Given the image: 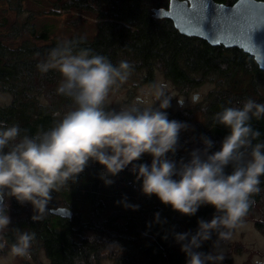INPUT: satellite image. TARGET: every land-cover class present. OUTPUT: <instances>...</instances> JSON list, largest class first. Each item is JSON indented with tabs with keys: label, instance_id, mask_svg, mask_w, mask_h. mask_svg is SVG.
<instances>
[{
	"label": "trees",
	"instance_id": "16d2710c",
	"mask_svg": "<svg viewBox=\"0 0 264 264\" xmlns=\"http://www.w3.org/2000/svg\"><path fill=\"white\" fill-rule=\"evenodd\" d=\"M60 1L56 9L99 19L94 36L61 39L32 17L0 20V92L12 97L0 101V181L12 179L21 194L37 198L34 204L16 195L24 209L0 227L6 244L27 245L36 262L21 264L212 262L220 221L240 220L264 197V69L240 47L211 45L155 17L152 8L169 0ZM127 2L140 6L138 28L107 37L104 20ZM165 26L178 34L177 46L164 48ZM154 29L142 55L120 48L119 41L144 40ZM188 42L218 51L221 66L207 73L189 68ZM110 44L116 53L108 52ZM67 55L82 58L71 63ZM157 71L187 95L215 81L198 103L205 123L191 128L188 113L177 111L163 114L149 132L144 121L125 120L99 96L110 85L153 83ZM249 154L259 161H244ZM211 171L228 188L225 196L186 180ZM6 190L2 182L4 196ZM57 206L72 214L52 213Z\"/></svg>",
	"mask_w": 264,
	"mask_h": 264
},
{
	"label": "rangeland",
	"instance_id": "374dc122",
	"mask_svg": "<svg viewBox=\"0 0 264 264\" xmlns=\"http://www.w3.org/2000/svg\"><path fill=\"white\" fill-rule=\"evenodd\" d=\"M21 1L0 0V20L3 16H8L11 21L17 17L20 20L32 17L36 25L40 27L48 25L51 34L61 39L79 33L92 37L98 29L99 19L92 12L56 9L54 7L56 3L62 4L60 0H24L22 5ZM15 7H19L20 10L18 11ZM139 9L140 6L127 2L112 10L104 20L106 36L137 29L141 21ZM163 31L164 48L179 44V36L171 26H165ZM155 37L154 29L144 40H122L118 43L120 48L135 56H140L143 50L155 40ZM117 48L115 44L107 47L109 53H116ZM186 51V64L193 70L207 73L221 66V54L208 46L193 45L188 42ZM151 56L162 60L167 59L165 52H154ZM81 58V56H66L71 63L78 62ZM211 79L208 78L209 81L191 89L187 95L182 93L162 72L157 71L153 83H140L135 86L133 84L110 85L100 91L99 96L108 103L110 111L119 113L125 120L138 118L144 121L146 130L149 132L156 130L163 114L177 111H182L185 115L188 113L186 118L190 127L193 128L197 122H206V116L199 104L204 101L206 93L216 85ZM11 98L9 93L0 92L1 102H10ZM258 159L259 157L254 154L243 157L244 161L251 164L257 163ZM202 177L210 183L220 182L216 171L206 172ZM2 182L7 185L5 191L7 202H4L7 208L2 210L0 215V227L3 228L19 217L18 208L24 209L23 204L17 206V199H14L16 195L31 199L34 204L37 198L31 193L21 194L12 179H3ZM0 238L2 239L0 241V264H21L23 260L36 262L27 245L6 244L3 230H0ZM211 252L212 262L201 264H264V197L262 201L255 203L252 212L244 215L240 220L220 221L214 235ZM39 253L40 259L47 261L44 251ZM104 262L112 264L109 259H105Z\"/></svg>",
	"mask_w": 264,
	"mask_h": 264
},
{
	"label": "water",
	"instance_id": "95a60500",
	"mask_svg": "<svg viewBox=\"0 0 264 264\" xmlns=\"http://www.w3.org/2000/svg\"><path fill=\"white\" fill-rule=\"evenodd\" d=\"M155 17L170 18L174 27L187 36H197L211 45L240 47L254 56L264 69V0H236L233 3L217 0H169L168 6L152 8ZM207 188H216L222 196L228 192L223 184H212L204 178L189 180ZM2 181H0L1 185ZM5 196L0 191V215ZM51 212L70 216L66 206L51 208Z\"/></svg>",
	"mask_w": 264,
	"mask_h": 264
},
{
	"label": "flooded vegetation",
	"instance_id": "af4514ba",
	"mask_svg": "<svg viewBox=\"0 0 264 264\" xmlns=\"http://www.w3.org/2000/svg\"><path fill=\"white\" fill-rule=\"evenodd\" d=\"M209 182V181H208ZM214 183H216L217 184V182H213L212 184H214ZM218 184H220V183H218ZM263 215V214H262Z\"/></svg>",
	"mask_w": 264,
	"mask_h": 264
}]
</instances>
